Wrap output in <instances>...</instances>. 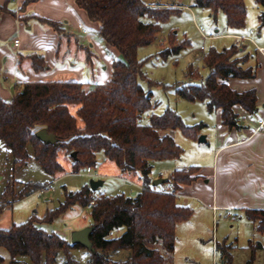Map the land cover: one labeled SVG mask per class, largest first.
Listing matches in <instances>:
<instances>
[{"label":"trees","instance_id":"16d2710c","mask_svg":"<svg viewBox=\"0 0 264 264\" xmlns=\"http://www.w3.org/2000/svg\"><path fill=\"white\" fill-rule=\"evenodd\" d=\"M255 1L264 8V0ZM75 2L89 20L99 23V35L117 53L110 78L90 88L78 80L24 83L22 90L11 99L0 97V139L14 157L13 173L16 166L29 160V145L33 148L34 158L50 175L63 171L58 160L59 149L70 156L73 172L95 166L97 154L102 152L122 171L138 173L142 188L135 195L122 192L97 195L88 185L74 192L65 191L64 200L46 211L43 217L33 214L21 223L0 229V246L10 254L8 261L0 256V264H25L20 259L23 256L35 264H55L60 251L65 254V264H76L71 249L83 246L70 243L54 231H47L42 224L52 222L76 203L86 207L90 200H94L90 209L93 229L89 235L93 246L90 251L92 264H111L110 254L121 250L130 252L123 264H164L166 259L170 261L174 251L176 225L190 219L193 209L179 204L175 191L152 186V162L180 157L183 149L170 131L180 129L197 139L204 124L186 125L170 108L161 113L152 112L148 122H142V115L154 104L152 93L140 82L147 77L142 69L144 60L138 58V49L155 41L162 24L179 7L149 5L143 0ZM193 6L210 9L213 17L219 11L223 12L231 29L246 25L244 0H193ZM5 10V4H0V14ZM41 21L57 32L62 31L58 22ZM260 21L263 25L264 9ZM167 42L160 52L164 57L178 54L189 45L187 39L178 43L172 33ZM238 52L236 44L220 50L209 48L203 55L208 75L198 84L177 87L179 96L186 100L205 102L210 112L221 109V122L228 127L238 126L235 105L239 104L249 112L256 109L255 90L239 92L226 82L230 77L255 75L253 69L242 67ZM32 60L36 70L48 67L42 57L33 55ZM188 75L194 78L199 74L190 66ZM41 128L55 134L57 143L47 144L40 140L36 132ZM72 152H76L75 157ZM196 171L197 166L176 169L166 182H173L177 190L180 184L191 183ZM42 187L44 184L29 182L15 192L8 182L1 202L7 205L8 196L16 201ZM246 215L258 222V229L264 230V209L247 210ZM122 227L124 231L119 236L110 237L112 231ZM217 247L223 264H232L231 248L218 244Z\"/></svg>","mask_w":264,"mask_h":264},{"label":"rangeland","instance_id":"374dc122","mask_svg":"<svg viewBox=\"0 0 264 264\" xmlns=\"http://www.w3.org/2000/svg\"><path fill=\"white\" fill-rule=\"evenodd\" d=\"M244 1L247 7V23L244 29L246 33H252L257 38L258 33L260 34L261 31L264 34V24L262 25L260 21L259 6L261 7V5L255 0ZM182 2L185 6L179 7V10L172 13L168 20L162 24L161 31L155 41L138 49V58L144 60L142 69L147 77V79L140 80V82L145 90L152 93L154 104L151 109L142 115V122H148V116L152 112L161 113L165 109L170 108L182 117L186 125L192 126L203 123L204 127L201 129L200 135L208 134L209 139L200 143L198 138L193 139L180 129L175 130V141L183 149L182 157L180 156V159L175 161L179 166L188 160H193L196 156L199 157L201 149L204 150L205 157L208 158V149L206 148L214 142L217 118L214 111L210 112L207 109L205 102L189 101L179 96L177 87L187 83L198 84L208 75L209 70L205 66L203 55L209 48L216 47L220 50L230 45L233 41L238 40L230 36L218 39H203L198 30V24L204 26L209 34L214 35L233 30L227 26L223 12L219 11L216 17H213L209 16L207 9L192 6L193 0H182ZM179 3L175 2L172 5L178 7L176 5H180ZM85 26L87 29H91L89 23L85 24ZM45 27L47 26L45 25ZM217 28L219 31L215 32ZM170 33L174 34L178 43L187 39L189 45L178 54L164 57L160 52L168 45L167 41ZM82 35L84 37H96L91 30L88 34ZM162 38L165 39L164 45L161 43ZM66 41L75 45L78 44V40H73L70 36L69 40L67 39ZM201 45L205 46V50H202V52L200 51ZM75 48L79 49V47ZM75 48L71 46L70 49L66 50V52L69 51V59L74 65L70 66V62L68 70H60L62 65H53L52 69L48 70L51 79H79L86 82L87 85L94 86L104 82L103 80L109 70H111L110 73L112 74V65L107 61L110 56L107 58L105 48L99 41L93 40L92 47H89L87 43L86 51H75ZM237 58L242 63L245 56H237ZM190 66L198 72L199 75L197 77L190 78L188 75ZM29 154L30 158L26 164L16 166L13 173L12 161L0 144V208L4 207L0 212V229L9 228L12 223L23 222L33 214L43 217L46 211L59 205L64 198L65 191H76L85 184H89L91 179H102L98 172L99 165L105 158L102 152L98 153L97 162L95 166H92L93 171L91 174H86L85 167L78 172H71L65 166V173L56 180H53V177L42 168L40 163L33 157L31 150ZM58 154L61 155V149H59ZM172 162L171 164H173ZM162 165L161 161H155L152 174H157L159 167ZM30 181L44 184V186L50 182L52 189L45 193L40 191L33 192L16 202H13L8 196L6 201L8 204L3 205L1 195L8 182L14 191L17 192ZM115 184V179L106 178L105 184L100 190L113 191ZM122 189L128 193L127 187ZM160 190L175 191L178 194V189L175 190L173 182L169 186H163ZM231 215H235V219ZM206 220L207 217H204L199 222H183L178 226L174 251L170 261L166 259L164 264H211L213 261L214 240L217 241L218 245H223L227 249L231 248L232 264H264V230L258 229L257 221L243 213L239 214L236 212L230 215L218 212L212 217L210 216L208 221ZM91 224L90 208L76 203L52 222L43 223L42 227L49 232L61 233L67 240L71 241V235L75 230ZM123 231L124 227L115 229L111 232L110 237H117ZM129 255V251L121 250L111 253L108 259L111 260V264H123ZM0 256L7 261L10 259V254L2 246H0ZM71 256L77 261V264H92L90 250L85 247L72 248ZM20 259L25 264H35L27 256H23ZM65 261V254L60 251L55 264H65Z\"/></svg>","mask_w":264,"mask_h":264},{"label":"crops","instance_id":"0c3cea01","mask_svg":"<svg viewBox=\"0 0 264 264\" xmlns=\"http://www.w3.org/2000/svg\"><path fill=\"white\" fill-rule=\"evenodd\" d=\"M143 2L158 6H172L175 2H180V5L176 6H185L182 0H143ZM0 4L6 6V10L0 14V97L5 100L11 99L22 90L24 83L28 81L59 80L51 79L48 70L50 71L53 65H62L60 70H68L69 65H74L69 59V51L66 52L71 46L79 47V49L75 48V51H86L87 43L89 47H92L93 40H97L105 48L107 58L110 56L107 61L111 65L113 60L117 58V53L109 48L99 35V23L89 20L86 12L77 6L75 0H0ZM205 9L209 12V16H212L210 9ZM263 9L259 6L260 14ZM43 19L58 22L61 24L62 31H55L49 24L42 22ZM80 23L84 27H86L85 24L89 23L90 30L95 33L96 37H84L82 35L84 33L78 28ZM244 28L245 26L240 29H232L233 31L228 30L227 33H218L215 39L224 36L238 39L231 44L238 45V56H245L241 63L242 67L253 69L255 75L249 78L230 77L226 82L231 88L239 92L255 90L257 97L255 111L249 112L241 105H235L234 111L238 115V126L228 127L221 122V109L214 110L217 118L216 134L214 142L206 148L208 149V158L205 157V152L201 149L199 157L196 156V159L188 160L180 166L175 162L180 157L175 158V160H156L161 161L163 165L159 167L157 174L153 175L152 170L150 173L152 180L158 177L167 178L176 169L197 166V171L193 174L195 178L191 183L180 184L178 189L177 202L193 209L190 219L183 222H199L204 217H207L206 221H208L210 216L212 217L218 212L224 213V215H230L233 212L246 215L247 210L264 209V128L257 129L258 121L264 117V34L261 31L255 38L252 33H246ZM90 30L88 29V33ZM218 31V28L215 29V32ZM69 36L73 40H78V44L75 45L66 41L69 40ZM16 39H18L17 45L15 44ZM161 41L164 45L165 39L162 38ZM200 51L202 52L201 49ZM33 55L42 57L48 67L36 70L33 66ZM110 71L105 76L104 82L110 78ZM85 87L90 88L92 85H87L85 82ZM75 110L73 107L72 111L75 112ZM170 134L176 140L175 130L170 131ZM204 135L205 141L208 140V134ZM0 144L4 147L13 165L12 153L1 139ZM30 150L33 155L31 145L28 146V153ZM58 160L63 171L56 175L49 174L53 180L65 173V166L73 172L72 160L64 150H61V155L58 154ZM92 169L91 167L90 172L86 170V174H91ZM98 172L102 178V185L95 191L96 194L122 192L132 195L133 192L136 194L142 187V180L138 173L122 171L114 161L107 158H103ZM106 178L116 180L113 191L100 190L104 186ZM130 182L131 184H129ZM49 185L51 186L50 182L46 186ZM85 185L89 186V184ZM165 185H171V181L161 183L156 188L162 189ZM123 187H127L128 193L123 191ZM36 191H40V189ZM231 216L234 217L235 215ZM181 223L176 225L175 241L176 231ZM56 233L65 238L61 233ZM75 262L77 264L76 260Z\"/></svg>","mask_w":264,"mask_h":264},{"label":"water","instance_id":"95a60500","mask_svg":"<svg viewBox=\"0 0 264 264\" xmlns=\"http://www.w3.org/2000/svg\"><path fill=\"white\" fill-rule=\"evenodd\" d=\"M36 136L42 140L43 142L47 144H56L57 143V137L53 133H49L46 128H41L36 132ZM198 140L200 142L205 141V135L202 134L198 137ZM73 157L76 156V152H72L71 154ZM167 181V178L164 177H158L151 181L152 186H157L161 183H164ZM102 185V180H94L91 179L89 181V187L91 190L96 191L99 186ZM135 192H133L132 195H134ZM92 226H87L79 230H75L71 235V242L72 243H79L83 247L87 248L88 250H93L92 242L89 238V235L92 231Z\"/></svg>","mask_w":264,"mask_h":264},{"label":"built area","instance_id":"2783aa9c","mask_svg":"<svg viewBox=\"0 0 264 264\" xmlns=\"http://www.w3.org/2000/svg\"><path fill=\"white\" fill-rule=\"evenodd\" d=\"M78 28L82 31V33L84 34H87L88 33V29L86 27L83 26V24H79L78 25ZM198 30L199 32L201 33V36L203 39H207V38H215L217 35H214V34H209L207 32V30L204 28V26L202 25H199L198 24ZM15 44L17 45L18 44V39L15 40ZM201 50H205V46L204 45H201L200 47ZM264 128V117L262 119H260L258 121V125H257V129H263ZM87 172H90L91 171V167H87L86 168ZM52 189V187L49 185V186H44L40 189V192L41 193H45L47 191H50ZM98 195V194H97ZM94 204V200H90L89 203L87 204V207L88 208H92ZM233 219H235V217H233ZM213 249H214V252H213V261L211 264H223V261H222V258H221V253L217 247V243H216V240H214L213 242Z\"/></svg>","mask_w":264,"mask_h":264}]
</instances>
